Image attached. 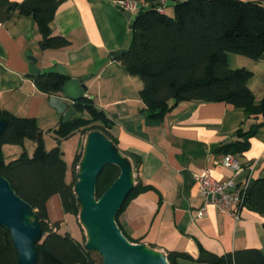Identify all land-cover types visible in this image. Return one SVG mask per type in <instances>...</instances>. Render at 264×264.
Listing matches in <instances>:
<instances>
[{
  "label": "crops",
  "instance_id": "1",
  "mask_svg": "<svg viewBox=\"0 0 264 264\" xmlns=\"http://www.w3.org/2000/svg\"><path fill=\"white\" fill-rule=\"evenodd\" d=\"M119 1L63 0L49 24L52 34L69 41L60 48L42 50L35 22L18 10L1 21L0 108L17 116L36 118L43 141L50 135L55 145L54 129L63 115L49 106V96L41 93L28 75V57L32 56L40 69L52 66L54 61L63 66L69 77L88 76L83 81L87 87L84 95L112 121L109 131L119 149L141 158L137 180L151 185L147 191L131 196L118 214L122 232L133 241L165 253L183 252L192 258L199 255L201 248L219 255L243 248L264 252V216L243 207L235 219L209 204L197 217L204 203L193 178L204 169L218 181L232 178L235 173L221 164L224 154L217 148L236 137L238 129L245 131L262 117L253 119L225 102L195 100L182 101L160 119L148 117L139 92L142 81L128 73L119 57L112 60L108 56L127 48L131 40L129 20ZM139 2L147 6L146 1ZM167 9L172 12V6L166 5V12ZM227 63L229 68L251 71L247 88L255 100L264 96V54L253 60L229 52ZM212 144L217 145L210 149ZM234 156L244 169L235 174L237 183L247 177L254 180L264 176V125L249 137L246 150ZM49 208L48 201L50 217ZM175 263L195 264L188 257H177Z\"/></svg>",
  "mask_w": 264,
  "mask_h": 264
},
{
  "label": "trees",
  "instance_id": "2",
  "mask_svg": "<svg viewBox=\"0 0 264 264\" xmlns=\"http://www.w3.org/2000/svg\"><path fill=\"white\" fill-rule=\"evenodd\" d=\"M62 1L0 0V22L18 10L35 22L41 35L38 46L42 50L65 47L68 39L52 34L49 26ZM135 1L140 7L129 28L131 40L118 60L129 74L137 75L142 81L143 88L139 92L143 110L148 117L160 119L182 101H219L242 109L253 119L262 117L245 131L238 129L236 137L232 136L217 148V152L223 154L243 153L249 145V137L264 125V96L254 99L246 86L251 71L244 67L229 68L227 55L231 52L254 60L264 54L263 0H171L176 2L171 13L165 11L166 5L160 1L144 0L147 6ZM161 6L163 11L159 9ZM68 78L66 74L53 71L36 75L33 80L38 90L48 96L60 94V87ZM70 108L73 115L68 120H59L54 129L56 144L49 149L43 147V131L36 118L17 116L0 108V119L7 121L0 135V174L10 180L20 198L27 200L40 218L42 233L36 243V264H97V252L88 251L83 239L62 232L59 220L49 222L48 201L57 195L62 212L75 215L78 211L73 182L80 154L77 152L73 157L72 180L68 182L63 153L58 146L62 140L74 132L92 129L103 132L114 144L117 140L109 131L112 121L103 110L95 107L92 99L81 96ZM25 139L34 144L32 155L28 156L23 150L6 160L1 147L6 143L23 145ZM127 154L132 157V168L137 173L141 158L132 152ZM118 174L119 169L114 165L102 168L95 195L99 197ZM137 179L118 214L131 196L151 188L150 184ZM243 201V207L264 216V176L249 182ZM122 233L129 241L139 242ZM198 254L192 258L183 252L166 253L171 264H176L177 257L191 258L195 264H264V252L255 248L237 249L222 255L201 248ZM16 259L11 236L0 226V264H15Z\"/></svg>",
  "mask_w": 264,
  "mask_h": 264
},
{
  "label": "water",
  "instance_id": "3",
  "mask_svg": "<svg viewBox=\"0 0 264 264\" xmlns=\"http://www.w3.org/2000/svg\"><path fill=\"white\" fill-rule=\"evenodd\" d=\"M167 6H174L176 2L165 1ZM137 7H140L138 4ZM132 27L136 13L121 9ZM123 49L111 52L110 59H115L123 53ZM31 60L28 75L34 77L39 74L57 71L65 75L61 64L47 68H38L35 59ZM88 76L79 78L69 77L60 87V94L48 95V103L59 114L62 121L73 115L70 105L77 101L87 87L83 81ZM143 115V114H142ZM7 121L0 119V135ZM81 157H79L76 180L73 182V193L78 208V222L85 233L84 247L88 251L97 252L102 259L101 264H171L164 251L153 248L143 242H131L121 232L116 223V215L121 209L128 193L135 185L132 160L123 153L114 142L100 130L87 131ZM217 144H212L210 149ZM114 165L119 169L118 176L97 197L96 181L102 168ZM10 180L0 174V226L5 228L17 252L15 264H36V243L41 237L42 225L40 218L33 210V206L15 191Z\"/></svg>",
  "mask_w": 264,
  "mask_h": 264
},
{
  "label": "built area",
  "instance_id": "4",
  "mask_svg": "<svg viewBox=\"0 0 264 264\" xmlns=\"http://www.w3.org/2000/svg\"><path fill=\"white\" fill-rule=\"evenodd\" d=\"M164 2L165 0H160L162 5H164ZM136 3L135 0H120L118 5L124 10L133 12L138 8V4ZM159 9L163 11V6ZM221 164L232 169L235 174L244 170L235 156L229 153L223 155ZM234 176L226 180L218 181L210 175L207 169L196 172L193 175V178L198 183V190L204 203V206L196 213L197 217H201L204 213V207L209 204H213L220 213H229L235 219L240 217L239 212L243 208V198L251 180L247 177V180L237 183Z\"/></svg>",
  "mask_w": 264,
  "mask_h": 264
},
{
  "label": "rangeland",
  "instance_id": "5",
  "mask_svg": "<svg viewBox=\"0 0 264 264\" xmlns=\"http://www.w3.org/2000/svg\"><path fill=\"white\" fill-rule=\"evenodd\" d=\"M167 11H168V13H170L168 9H167ZM83 132L82 131H78L77 133L75 132L70 137L62 140L61 144L58 145L60 147L62 153H63L62 159H64L65 164H66L65 179L68 182L69 181L71 182V180H72L71 169H72V162L74 159L73 157H75V154L77 152L80 154V157H81V154L83 151V145L82 144L84 143V139H85V136L87 133L86 131H83ZM79 134L81 135V137ZM52 145H54L53 144V138L50 135L45 136L43 147H45L46 149H49ZM33 146H34V144L30 140L25 139L23 142V145L6 143L1 148H2V153H3L4 158L7 160L9 158L16 157L23 150L26 151V154L28 156H31L32 152L34 150ZM122 152L125 153L127 156L129 155V154H127V152H124V151H122ZM130 158L132 159V157H130ZM77 165H76L74 170L77 169ZM134 166H135V164H134ZM136 177H137V174H136V172H134V178L135 179L133 181H135V184H136ZM57 198H58L57 196H52V198L49 200V206H50L49 209H50V213H51V215L49 217V220H50L49 222L59 220L61 222L60 229L62 232L67 231L68 234H70L75 239H83L85 242L86 237H85V233H83L84 230L82 229L80 223L77 221L78 220V211L75 215L62 212V209H60V204H59V201ZM96 254H97V256L95 258H97V264H101L102 259L99 257L100 255L98 253H96Z\"/></svg>",
  "mask_w": 264,
  "mask_h": 264
}]
</instances>
